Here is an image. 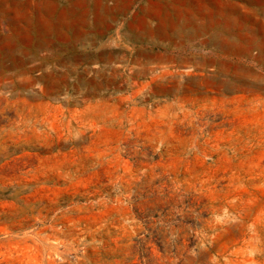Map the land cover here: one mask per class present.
Returning <instances> with one entry per match:
<instances>
[{
	"label": "rangeland",
	"instance_id": "obj_1",
	"mask_svg": "<svg viewBox=\"0 0 264 264\" xmlns=\"http://www.w3.org/2000/svg\"><path fill=\"white\" fill-rule=\"evenodd\" d=\"M0 264H264V0H0Z\"/></svg>",
	"mask_w": 264,
	"mask_h": 264
},
{
	"label": "crops",
	"instance_id": "obj_2",
	"mask_svg": "<svg viewBox=\"0 0 264 264\" xmlns=\"http://www.w3.org/2000/svg\"><path fill=\"white\" fill-rule=\"evenodd\" d=\"M107 23H109V19H107ZM145 28H146V31H149V33H151L152 35H155V29L148 19H145ZM137 38H140V37L138 36Z\"/></svg>",
	"mask_w": 264,
	"mask_h": 264
},
{
	"label": "bare ground",
	"instance_id": "obj_3",
	"mask_svg": "<svg viewBox=\"0 0 264 264\" xmlns=\"http://www.w3.org/2000/svg\"><path fill=\"white\" fill-rule=\"evenodd\" d=\"M190 37H191V35H190Z\"/></svg>",
	"mask_w": 264,
	"mask_h": 264
}]
</instances>
